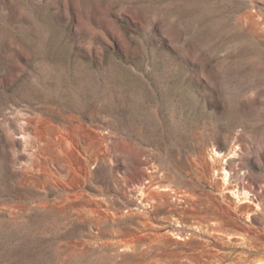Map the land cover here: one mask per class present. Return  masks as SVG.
<instances>
[{"label": "rangeland", "instance_id": "obj_1", "mask_svg": "<svg viewBox=\"0 0 264 264\" xmlns=\"http://www.w3.org/2000/svg\"><path fill=\"white\" fill-rule=\"evenodd\" d=\"M0 264H264V0H0Z\"/></svg>", "mask_w": 264, "mask_h": 264}, {"label": "bare ground", "instance_id": "obj_2", "mask_svg": "<svg viewBox=\"0 0 264 264\" xmlns=\"http://www.w3.org/2000/svg\"><path fill=\"white\" fill-rule=\"evenodd\" d=\"M213 154L215 156L219 157V156L223 155V152L218 150V149H216V148H213ZM222 169H223V172H224V179H225L224 185L226 184L225 192H227V193H229L231 195L234 194L235 197H238L241 194H243L244 198H246L244 201H250V199H247V198H249L248 196L251 194L252 191L246 190V189H242V191H240L238 188L233 189L232 187L227 186V178L229 177L230 172H229V170H227L226 166H223Z\"/></svg>", "mask_w": 264, "mask_h": 264}]
</instances>
